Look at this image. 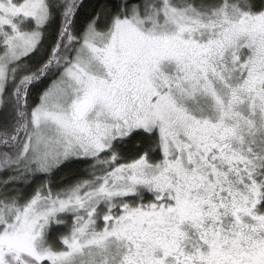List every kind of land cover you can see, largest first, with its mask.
I'll list each match as a JSON object with an SVG mask.
<instances>
[{
	"label": "snow or ice",
	"instance_id": "1",
	"mask_svg": "<svg viewBox=\"0 0 264 264\" xmlns=\"http://www.w3.org/2000/svg\"><path fill=\"white\" fill-rule=\"evenodd\" d=\"M0 264H264V0H0Z\"/></svg>",
	"mask_w": 264,
	"mask_h": 264
}]
</instances>
